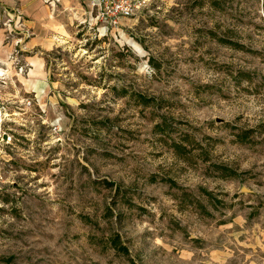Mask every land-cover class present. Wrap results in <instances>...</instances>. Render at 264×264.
Listing matches in <instances>:
<instances>
[{"label":"rangeland","instance_id":"rangeland-1","mask_svg":"<svg viewBox=\"0 0 264 264\" xmlns=\"http://www.w3.org/2000/svg\"><path fill=\"white\" fill-rule=\"evenodd\" d=\"M137 1L0 0V264H264V0Z\"/></svg>","mask_w":264,"mask_h":264},{"label":"trees","instance_id":"trees-1","mask_svg":"<svg viewBox=\"0 0 264 264\" xmlns=\"http://www.w3.org/2000/svg\"><path fill=\"white\" fill-rule=\"evenodd\" d=\"M231 45V44H230ZM133 96L138 100L139 104L141 106H149V104L153 101L151 98H147L141 94H133ZM163 126V122H161L160 124H156L154 127V132L155 133H161L162 130H159V128H161ZM241 142L247 141L248 136H241L240 138ZM186 141H181V142H172L171 144V149L173 150L174 154L181 159H187L186 157L191 153V150L188 148V144H185ZM215 168L216 171H218L221 175H223L224 177H231V176H235L236 173L232 170H230L227 167L224 166H218V165H214L213 166ZM168 183L170 184V187L176 188V189H181L177 186V184L173 181H168ZM203 195L208 199V201L210 203L214 202V198H213V194L211 192H208L206 190H202ZM182 196H184V198L186 199V201L189 203V205L191 207H196L198 209H202L203 211H205V207L202 206L200 204V202L196 199H192V196L187 193V192H182ZM185 199L184 203H185ZM108 245L111 249H113L116 253L121 254L124 257H129V253H128V249L126 246L123 245V243L120 240L119 235L115 234L113 236H111L108 240ZM129 262L132 263V260L129 259Z\"/></svg>","mask_w":264,"mask_h":264},{"label":"built area","instance_id":"built-area-1","mask_svg":"<svg viewBox=\"0 0 264 264\" xmlns=\"http://www.w3.org/2000/svg\"><path fill=\"white\" fill-rule=\"evenodd\" d=\"M91 9L96 10L97 19L115 26L121 19L132 17L141 7L137 0H88Z\"/></svg>","mask_w":264,"mask_h":264},{"label":"crops","instance_id":"crops-1","mask_svg":"<svg viewBox=\"0 0 264 264\" xmlns=\"http://www.w3.org/2000/svg\"><path fill=\"white\" fill-rule=\"evenodd\" d=\"M86 2H87V4H88V6H89V2H88V0H85ZM90 7V6H89Z\"/></svg>","mask_w":264,"mask_h":264}]
</instances>
